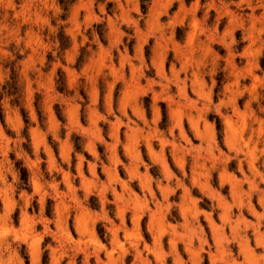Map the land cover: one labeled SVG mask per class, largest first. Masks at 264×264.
<instances>
[{
	"label": "rangeland",
	"instance_id": "1",
	"mask_svg": "<svg viewBox=\"0 0 264 264\" xmlns=\"http://www.w3.org/2000/svg\"><path fill=\"white\" fill-rule=\"evenodd\" d=\"M0 264H264V0H0Z\"/></svg>",
	"mask_w": 264,
	"mask_h": 264
}]
</instances>
